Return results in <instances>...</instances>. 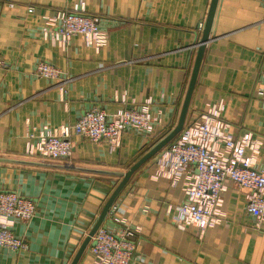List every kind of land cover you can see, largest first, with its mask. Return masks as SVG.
<instances>
[{
  "label": "crops",
  "instance_id": "0c3cea01",
  "mask_svg": "<svg viewBox=\"0 0 264 264\" xmlns=\"http://www.w3.org/2000/svg\"><path fill=\"white\" fill-rule=\"evenodd\" d=\"M84 1L85 14L107 32L103 47H87L79 37L65 48L43 39L44 18L69 10L73 0H0V160L18 162L0 161V191L36 205L32 219L12 224L26 249L0 248V264H71L120 179L52 166L126 172L171 132L202 36L198 27L212 2ZM208 38L185 126L213 107L226 136L238 141L249 134L256 142L243 156L262 170L264 0H217ZM41 61L70 78L64 99L57 84L36 76ZM136 105H146L157 121L149 134L123 132L115 152L80 137L72 138L74 148L63 160L35 151L43 136L74 125L90 108L111 114ZM215 148L223 151L221 143ZM157 157L131 176L101 226L116 235L125 227L135 231L131 264H264V223L247 211L250 192L226 181L218 224L205 230L179 225L174 208L186 199L193 169L168 178ZM91 243L78 264H94Z\"/></svg>",
  "mask_w": 264,
  "mask_h": 264
},
{
  "label": "built area",
  "instance_id": "2783aa9c",
  "mask_svg": "<svg viewBox=\"0 0 264 264\" xmlns=\"http://www.w3.org/2000/svg\"><path fill=\"white\" fill-rule=\"evenodd\" d=\"M85 9L84 0H73L69 10L54 11L45 17L43 39L65 48L71 38L79 37L87 47H103L107 42V32L101 29L97 18L85 14ZM28 12L31 13L32 8ZM203 28L204 25L200 24L198 31L202 32ZM0 65L4 64L1 62ZM35 74L57 84L61 98H65L67 90L64 87L70 78L58 68L41 61L35 68ZM262 90L264 86L259 87L258 93L261 94ZM212 110L213 107L198 120L184 126L180 134L158 153L156 164L168 178L173 179L185 169H193L184 186L186 199L174 208L173 221L179 225H193L199 230L218 224L224 183L231 181L250 192L247 211L258 223H264V169L251 168L243 156L246 148L254 150L256 142L249 134L238 141L226 136ZM156 121L146 105L119 109L111 114L93 107L86 110L74 125L63 126L56 133L43 136L35 151L41 158L63 160L71 155L74 148L72 138L80 137L91 143H105L110 152H115L120 148L123 132L135 129L139 134H149ZM220 143L223 151L215 148ZM27 153L32 155L33 150L30 148ZM35 213L36 205L32 200L15 192L0 191V248L12 251L26 249L14 235L12 224L29 221ZM134 235L135 231L130 227H125L120 235L100 227L89 247L93 263L131 264L134 244L129 238Z\"/></svg>",
  "mask_w": 264,
  "mask_h": 264
},
{
  "label": "water",
  "instance_id": "95a60500",
  "mask_svg": "<svg viewBox=\"0 0 264 264\" xmlns=\"http://www.w3.org/2000/svg\"><path fill=\"white\" fill-rule=\"evenodd\" d=\"M217 0H212L210 9L204 24V28L202 31V36L198 45L196 59L194 62V67L192 70L191 78L189 81V85L187 88V91L184 96V100L182 103V107L180 110V114L178 117V121L176 126L171 130L169 134H167L162 140H160L157 144H155L147 153H145L137 162H135L126 172H111V171H103V170H92V169H85V168H77V167H60V166H52L54 168H63L66 170H72L76 172H82V173H91V174H99V175H105V176H114L120 179V182L115 187L111 195L109 196L107 202L105 203L97 221L92 226L91 230L85 237L84 241L82 242L80 248L78 249L75 257L73 258L71 264H78L80 258L82 257L85 249L90 244L94 234L96 231L102 226L103 221L105 220V217L107 213L109 212V209L112 207L114 201L120 194V192L123 190V188L126 186L128 181L130 180L131 176L147 161L152 159L155 155H157L160 151H162L165 147H167L183 130L185 126L186 116L188 112V108L190 105V100L192 97V93L194 90L196 78L198 75L200 63L202 60V56L204 53L205 45L208 42V37L210 33V29L212 26V21L214 17V12L216 8ZM3 162H11V163H18L14 160H0ZM21 164H29V165H35L33 163H27V162H19ZM41 165V164H40Z\"/></svg>",
  "mask_w": 264,
  "mask_h": 264
}]
</instances>
